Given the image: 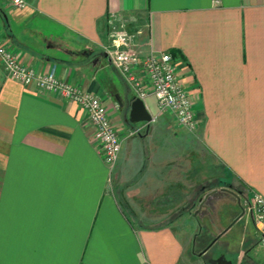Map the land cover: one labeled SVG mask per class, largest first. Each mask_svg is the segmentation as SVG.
Here are the masks:
<instances>
[{
  "label": "crops",
  "instance_id": "1",
  "mask_svg": "<svg viewBox=\"0 0 264 264\" xmlns=\"http://www.w3.org/2000/svg\"><path fill=\"white\" fill-rule=\"evenodd\" d=\"M25 2L0 0V36L23 66L97 96L121 149L110 171L82 107L0 64V264H260L243 203L264 199V0ZM112 14L142 31L143 57H172L194 133L153 96L150 123L126 121L136 97L104 51Z\"/></svg>",
  "mask_w": 264,
  "mask_h": 264
},
{
  "label": "built area",
  "instance_id": "2",
  "mask_svg": "<svg viewBox=\"0 0 264 264\" xmlns=\"http://www.w3.org/2000/svg\"><path fill=\"white\" fill-rule=\"evenodd\" d=\"M6 8L22 9L25 0H3ZM126 21L116 14L108 20V44L106 56L122 75L135 97L145 101L149 96L156 100L160 113L172 115L179 127L190 133L196 131V120L189 93L177 76L176 65L169 54L150 53L142 56L138 50V38L142 31L129 33ZM0 64L13 81L25 87L58 95L62 99L82 107L93 128V139L100 144L103 161L111 171L119 157L121 142L108 113L100 99L84 93L69 83L57 78L55 68L41 74L23 66L16 54L0 36ZM139 70L145 77L144 83L136 74ZM141 129L129 131L128 136H137ZM244 211L252 218L259 235V244L264 250V199L252 192L243 203ZM260 264H264V258Z\"/></svg>",
  "mask_w": 264,
  "mask_h": 264
},
{
  "label": "water",
  "instance_id": "3",
  "mask_svg": "<svg viewBox=\"0 0 264 264\" xmlns=\"http://www.w3.org/2000/svg\"><path fill=\"white\" fill-rule=\"evenodd\" d=\"M151 120L152 118L146 111L143 101L138 98H135L131 103L129 116L126 121L131 125H136L140 123H150ZM206 198L207 196L204 198V200Z\"/></svg>",
  "mask_w": 264,
  "mask_h": 264
},
{
  "label": "rangeland",
  "instance_id": "4",
  "mask_svg": "<svg viewBox=\"0 0 264 264\" xmlns=\"http://www.w3.org/2000/svg\"><path fill=\"white\" fill-rule=\"evenodd\" d=\"M216 196H218V198H221V197L222 198H225L226 197L225 195H221V194H217ZM226 198L229 201V203L230 202H233V200L229 196H227ZM215 200L216 199L213 198L212 200H210V203L209 204L212 206V203H214ZM227 207H229V206H227ZM232 207H234V206H232ZM220 251H221V246L218 244V245L214 246L211 249V251L209 252V256L215 255V253H220ZM263 252L264 251L262 250V248L260 247V245H257V248L254 251V255L255 256H262L263 255Z\"/></svg>",
  "mask_w": 264,
  "mask_h": 264
},
{
  "label": "trees",
  "instance_id": "5",
  "mask_svg": "<svg viewBox=\"0 0 264 264\" xmlns=\"http://www.w3.org/2000/svg\"><path fill=\"white\" fill-rule=\"evenodd\" d=\"M227 185H228V184H227ZM248 196H249V195H248ZM248 196H247V197H248Z\"/></svg>",
  "mask_w": 264,
  "mask_h": 264
}]
</instances>
